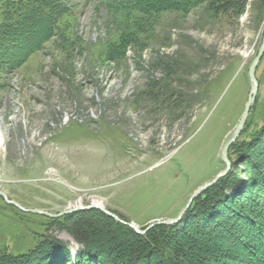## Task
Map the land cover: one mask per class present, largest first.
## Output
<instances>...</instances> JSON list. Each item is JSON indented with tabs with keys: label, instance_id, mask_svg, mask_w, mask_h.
I'll return each instance as SVG.
<instances>
[{
	"label": "rangeland",
	"instance_id": "rangeland-1",
	"mask_svg": "<svg viewBox=\"0 0 264 264\" xmlns=\"http://www.w3.org/2000/svg\"><path fill=\"white\" fill-rule=\"evenodd\" d=\"M67 1L43 46L0 71V190L50 213L101 204L141 229L175 218L224 168L221 149L244 111L248 69L264 34V0H198L187 12L147 16ZM225 1L235 3L225 14L209 10L227 8ZM6 17L0 5V24ZM129 35L136 40L108 59L110 45ZM255 77L254 102L228 150L234 159L264 127V54ZM239 158L234 171L245 177L247 161ZM89 211L98 228L115 231ZM68 234L56 219L0 196V254L28 253L46 237L64 243ZM99 235L102 247L92 251L105 262L125 236ZM212 244L231 251L227 242L194 239L208 254ZM47 246L55 257L65 249ZM48 258L43 263L58 264Z\"/></svg>",
	"mask_w": 264,
	"mask_h": 264
},
{
	"label": "trees",
	"instance_id": "trees-1",
	"mask_svg": "<svg viewBox=\"0 0 264 264\" xmlns=\"http://www.w3.org/2000/svg\"><path fill=\"white\" fill-rule=\"evenodd\" d=\"M87 1L95 2L112 14L135 13L145 16L168 11L187 12L199 4L198 0ZM223 4L227 8L221 10L213 5L214 9L209 7V10L225 14L228 8L235 5L231 1ZM0 5L6 8L7 15L0 24L2 73L17 68L27 56L39 50L56 29L58 17L70 8L67 0H0ZM239 12L240 6L234 13ZM130 39L136 40L129 35L122 37L118 46L110 45L108 59L116 55L115 50L125 49ZM258 145L260 150L257 151ZM239 156L241 161H247L244 167L246 178L234 171ZM229 159L232 163L230 172L196 197L177 223L156 225L146 233L138 234L127 225L96 210L101 218L114 225L117 233L125 236L120 249L108 253V261L100 260V251L93 252L92 246L96 244L95 247L100 249L102 246L97 245L96 237L99 234L101 238L104 235L114 237L115 231L107 232L102 229V225L98 228L95 220L87 214L91 211L85 210L67 214L63 216V221L56 219L82 246L74 260L70 252L67 253L65 243L58 240L52 242L46 237L44 242L28 253L0 254V264H45L43 262L47 256H54L58 264H264V127L243 144V150L239 151L235 159L231 153ZM197 236L230 243L231 251L227 255L220 254L222 250L219 246L212 244V252L208 254L195 247L194 239ZM186 238L190 239L187 244L183 242ZM106 240L110 241L109 238ZM49 242L61 249L65 248L59 257H55L57 250H44L48 248ZM234 251L235 255L232 253ZM220 257H223L222 261L216 262V258ZM47 262L49 264V260Z\"/></svg>",
	"mask_w": 264,
	"mask_h": 264
},
{
	"label": "water",
	"instance_id": "water-1",
	"mask_svg": "<svg viewBox=\"0 0 264 264\" xmlns=\"http://www.w3.org/2000/svg\"><path fill=\"white\" fill-rule=\"evenodd\" d=\"M263 54H264V34H263L262 42H261V45H260V47L258 49V52L255 55V57L253 58L250 66H249V69H248V77H249L251 86H250L249 94H248V97H247V100H246L244 111L241 114L236 126L234 127V130L231 133L229 139L225 142V144L223 145V147L221 149L220 157H221V161L224 163V168L221 171H219L212 179L204 182L203 184L198 186L191 193V195L189 196L185 206L183 207V209L180 211V213L175 218L164 219V220H155V221H152L150 224H148L144 229H140L134 223L124 221L119 216H117L115 213H113L112 211L106 209L101 204H97V203H91L89 205H80V206H76V207H70V208H67V209H65L63 211H60L58 213H50V212H47V211H44V210H41V209H35V208H28L27 209V208H24L19 203L15 202L13 200H10L8 198L7 194L4 193L2 190H0V196L3 197L7 201V203L18 207L22 211L32 212V213H37V214H43V215L49 216V217L54 218V219H58L60 217H63L65 215H67V214L73 213V212L78 211V210L96 209V210L101 211L105 215L113 218L117 222H120L122 224L127 225L128 227L133 229L138 234H144L149 229H151L152 227H154V226H156L158 224L171 225V224L179 222L182 219V217L185 214V212L190 207V205L193 202V200L196 197H198L202 192H204L207 188H209V187L213 186L214 184H216L219 181V179L223 178L230 171L232 163H231V161H230V159L228 157V150H229L230 145L236 140V138L238 137V135L242 131V129L244 127V123H245L246 118H247L248 113H249L250 106L254 102V98H255L257 90H258V82H257V79L255 77V71H256V68H257V66H258Z\"/></svg>",
	"mask_w": 264,
	"mask_h": 264
},
{
	"label": "clouds",
	"instance_id": "clouds-1",
	"mask_svg": "<svg viewBox=\"0 0 264 264\" xmlns=\"http://www.w3.org/2000/svg\"><path fill=\"white\" fill-rule=\"evenodd\" d=\"M64 243L66 245V247L68 248L70 254L72 256H75V253L77 251H79L80 245L78 244V242L75 240L74 237H72L70 234H68L65 238H64Z\"/></svg>",
	"mask_w": 264,
	"mask_h": 264
},
{
	"label": "bare ground",
	"instance_id": "bare-ground-1",
	"mask_svg": "<svg viewBox=\"0 0 264 264\" xmlns=\"http://www.w3.org/2000/svg\"><path fill=\"white\" fill-rule=\"evenodd\" d=\"M249 94V93H248ZM94 202H98V201H94ZM101 202V201H100ZM99 203V202H98ZM81 212V211H80ZM117 215V214H116ZM141 229V228H140Z\"/></svg>",
	"mask_w": 264,
	"mask_h": 264
}]
</instances>
